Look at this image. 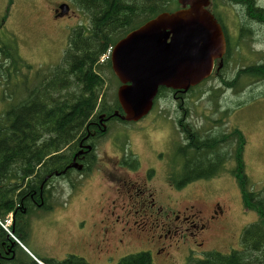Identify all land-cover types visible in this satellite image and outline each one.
Listing matches in <instances>:
<instances>
[{"label":"rangeland","instance_id":"374dc122","mask_svg":"<svg viewBox=\"0 0 264 264\" xmlns=\"http://www.w3.org/2000/svg\"><path fill=\"white\" fill-rule=\"evenodd\" d=\"M253 2L255 8H264V0ZM61 3H69L70 10L64 13L60 7L56 9ZM137 3L141 8L143 1L137 0ZM214 3L224 18L229 41L232 38L230 43H236L231 56L227 61L224 58L221 69L217 70L216 64L208 79L185 93L186 103L181 104L182 100L175 98L173 92L163 90L155 100L153 109L141 120L112 121L107 133L97 143L91 169L81 171V168H77L66 178L57 176L52 179L48 185L51 201L60 204L57 210H62L64 202L69 201V208L55 216L62 220L60 224L55 225L56 229L51 226L40 230L41 250L46 249L47 252H54L53 255H61L68 248L65 231L69 237L70 233L75 231L73 221L77 222L81 217L85 218L87 228L95 223V230L104 228L102 222L107 225L111 222L109 219L103 220L105 215L101 214L111 209L112 200L117 196L114 190L119 183L116 179L122 178L126 172L133 176L131 171L115 168L114 159L121 151L122 163L127 155L135 156L139 160V171L145 169L147 164L153 163L156 178L148 184L157 190L156 199L166 210L170 205L175 211L190 205L194 215H198L201 221L207 223L214 202H219L221 207L226 208V215H223L225 219H221L220 227H217L215 222L211 223L212 228H215L212 235L208 229L201 231L202 223L198 218L191 220L197 224L199 230L187 223L184 225L188 227L187 230L185 228L183 232H177L174 229H166L165 234L166 230L162 225L148 223L142 219L141 211L137 214L134 212L131 221L134 226L129 225L132 228L129 233L132 235L134 248H139L144 243L141 249L151 252L154 264H192L193 260L205 256L207 251L229 253L231 248H240L244 229L259 217L255 211L244 206L241 186L225 164V172L211 179L195 180L179 190L174 189L168 179L172 170L179 174L182 169L181 159L180 164L175 165L180 150L185 146L182 132L192 134L193 126L196 129H193V133L199 132L203 136L208 135L205 131H211L209 134L221 132L214 130V126L220 123H214V120L219 121L218 118L222 116L226 120L222 122L224 129L228 128V124L235 125L246 136L244 154L250 178L249 190L261 191L264 197V80L243 75L239 78V85L235 90L228 88L224 82L233 80L237 72L244 67L264 64V25L248 16L247 10H250V7L241 1L213 0L211 10L216 12ZM216 17L219 18L217 13ZM142 20L143 15L138 11L136 22ZM91 26V15L74 0H0V35L15 39L25 65L22 72L31 74L33 78L38 71L49 72L63 63L66 50L76 32L81 27L88 30ZM109 51L110 49L101 56L98 65H103L99 68V73L104 79L100 95L112 105L121 82L112 67L108 68ZM7 86L12 90L17 88V83L12 80L7 85L2 81L0 91L3 90V96L9 98ZM215 92L218 94L216 98ZM4 102V98H0L1 112L6 106ZM188 124L191 126L188 127ZM190 137L193 138V134ZM117 147L128 150H116ZM63 150H69V146ZM155 156L159 157L158 161ZM137 159L135 161L131 158V163L136 164ZM229 162L234 164L232 159ZM18 190L19 188L16 192ZM123 190L126 191L127 188L123 187ZM145 207L148 208L149 204ZM8 214L10 213L3 214L5 218L2 219H6L4 224L0 221L7 232L11 217ZM117 223L119 227L124 226L128 230L123 222ZM62 231L63 234L60 233ZM110 231L113 232L114 238L121 235L119 229ZM90 232L92 230H88L87 234ZM160 235L162 237L159 239ZM162 246L166 248L158 254Z\"/></svg>","mask_w":264,"mask_h":264},{"label":"trees","instance_id":"16d2710c","mask_svg":"<svg viewBox=\"0 0 264 264\" xmlns=\"http://www.w3.org/2000/svg\"><path fill=\"white\" fill-rule=\"evenodd\" d=\"M74 1L91 15L92 26L88 30L81 27L76 32L66 50L63 63L52 71H38L34 78L29 73L23 74L25 65L15 39L0 35V85L2 81L7 85L12 80L17 83V88L12 90L7 86L9 98L3 96V90L0 91V98H4L6 105L2 112L0 110V203L7 205L0 207V213L12 211V195L17 193L18 188L21 189V198L26 195L29 197L33 194V189L40 193L41 185L48 195L47 185L50 182H45V179L55 172L62 174L75 151L63 150L64 147L72 148L73 142L86 136L92 128V122L98 121L101 114L110 117L117 110L123 114L117 96L114 97L113 104L109 105L105 97L100 95L104 87V79L99 73V68L103 65H98L101 56L131 30L163 12L175 11L180 7L178 0H142L141 8L137 0ZM234 1L247 2L252 17L264 19V9H255L253 0ZM214 6V13L219 15L218 19L227 34L224 18L215 3ZM138 11L143 15V20L136 22ZM117 36L119 37L115 38ZM230 41L225 61L231 56L236 44ZM107 65L111 69V62ZM243 75L264 80V64L244 67L233 80L224 82L228 88L235 90ZM217 96L215 92L214 97ZM115 118L117 117L110 119ZM192 134L193 138L179 152L182 169L179 174L172 172L171 179H180V187L195 180L211 179L225 172L227 168L224 164L227 166L232 159L234 164L230 163L232 167L228 170L241 186L244 206L255 211L259 217L244 229L240 248L229 253L207 251L205 256L193 260L192 264H264V197L261 191L249 190L250 178L244 154L246 136L240 129L234 130L230 136H203L199 132ZM233 138H237L236 150H224L223 146ZM212 146L215 150H212ZM197 148L200 150H196ZM0 221L4 224L5 219ZM0 228L5 231L1 223ZM119 264L153 262L149 253H139L130 255Z\"/></svg>","mask_w":264,"mask_h":264},{"label":"flooded vegetation","instance_id":"af4514ba","mask_svg":"<svg viewBox=\"0 0 264 264\" xmlns=\"http://www.w3.org/2000/svg\"><path fill=\"white\" fill-rule=\"evenodd\" d=\"M243 3L248 7L247 2L244 1ZM61 4H59L56 9L60 7ZM247 11L248 16L251 19H254L255 22L264 25V19L260 20L254 18L252 17L251 10ZM243 23H245V21H243ZM226 38L227 55L229 42L227 34ZM163 90H165V88ZM167 90L173 92L175 98H180L182 100L181 102L185 103V92L176 91L171 88H167ZM106 117V115L104 117L99 116L98 121L95 120L92 122V128H90L91 131L88 130L86 136L80 137L77 141L73 142L74 146L72 148L69 147V150L75 151L72 152V155L70 157V164H68L67 168L62 171L63 173H59L60 175H56L57 172H55L54 174L48 175V177L45 179V182H47V180H49L48 182H51L52 179L57 176L66 178L71 174L72 171L77 168H81V171L91 169L92 162L94 160V152L97 148V143L107 133L110 123L114 121L110 119L111 117H114L113 114L110 115V118ZM116 117L117 118H115V121H124L122 120V118L118 116ZM218 120L219 121L214 120V123L220 122L219 125L214 126V130L221 132H215L214 134H225L230 136V133H232L236 129H239L238 126H229V124L228 128L224 129L222 122L226 121L225 118L220 116ZM189 126H191V124H188V127ZM193 129L194 126L192 127V132ZM182 133H184L182 138L183 144H188L189 140L192 139V137H190V135L192 134H189L187 132ZM204 133L213 135L209 134L211 133V131H205ZM236 139L237 138H233L230 142H227L223 146V149L236 150ZM212 148V150H215L213 146ZM116 150L128 149L124 147H117ZM196 150L200 149L197 148ZM126 157L127 158H125V162L122 163L121 160L123 158V155L121 151L118 157H115L116 159H114L115 168L131 171L133 173V176L132 174L126 172L125 174H123L122 178L116 179V181L119 183V185L114 190L117 193V196L112 200L111 209L101 214L105 215L102 217L103 220L109 219L111 222L108 225L105 222H102L104 228L102 227L101 230H95V223H92L89 228H87L85 218L81 217L77 220V222L73 221L72 225L75 226V231L71 232L69 237L67 232L64 230L68 240L66 242L68 248L61 255L56 256L53 255L54 252H47L46 249H40V230L43 227L49 228L51 226L56 229L55 225L60 224L62 220L55 218V216H57L59 212H64L69 208V201L64 202V204L62 205V210H57L60 204L58 202L53 203L51 201L52 196L50 194H45L43 185H41L40 187V193H37V189H33V194L29 195V197L28 195H26L21 198L19 196L21 189H19L16 194H13V209L9 212L10 214H8V216H11L10 226L8 227L10 233L6 230L5 232L0 228V264H40V262L44 264H119L121 261L127 259L130 255L133 254L149 253L152 257V254L149 250L141 249L144 246V243L143 245H141V247L134 248L132 235H130L129 233V229H131L132 231V228L129 225L131 224L134 226V223H131L134 212L137 214L139 211H141L143 215L141 216L143 220L151 224L154 223L153 225L155 226H158L160 224L165 230L174 229V231L183 232L185 228L186 230L188 229L187 226H184L187 223H190L192 228L199 230L200 228H198L197 224L193 220H191V218H198L197 220L202 223L201 231L204 232L208 229L211 235L215 232V228H212L211 226L212 222H215V224H217V227H220L221 219H225L223 215H226V208L221 207L219 202H214L211 205V210L209 211L210 215L207 223L201 221L198 215H194L192 207L190 205L184 207V209L182 210H180L181 208H179L177 209V211H175L176 209L170 205L169 209L166 210L165 207L160 204V201H157L156 199L157 190L149 185L150 182L156 178L155 169L152 168L153 163L147 164L145 169L141 170L143 171L141 173V171H139V169H141V166L139 167V160L135 156L133 157L127 155ZM131 158L135 161L137 159V163L132 164ZM155 159L158 161L159 157L155 156ZM73 162L78 163L81 167L70 166ZM179 164L180 158L175 161V165ZM230 165V163L227 164L228 169ZM173 171L175 172V170H172V172ZM172 172L171 174H169L170 177L168 176L170 185L173 186L174 189L177 188L178 190L180 188H183L178 185V183H181L180 179H171ZM175 173L178 174L177 172ZM2 186L3 188H5V183H3ZM122 186L127 188V190H123ZM159 192L160 191L158 190V193ZM147 204H149L148 208L145 207V205ZM1 206L6 207L7 205L4 203H0V207ZM28 208L31 209L28 210ZM3 214L4 212L0 213V220H2V218H5ZM170 216H172V218ZM117 222H123L128 230H126L124 226L119 227ZM179 222H182V224H179ZM117 229H119L121 235H119L117 238H114V234L110 230ZM88 230H92V232L87 234ZM64 231L60 233L63 234ZM166 232L167 230L165 231V234ZM193 235L195 234L193 233ZM161 237L162 236L160 235L159 239ZM165 248L166 246H162V248L157 253L160 254L161 250H164ZM233 249L235 248H231L230 251H232ZM103 254L105 256H103ZM152 262L154 264L153 258Z\"/></svg>","mask_w":264,"mask_h":264},{"label":"water","instance_id":"95a60500","mask_svg":"<svg viewBox=\"0 0 264 264\" xmlns=\"http://www.w3.org/2000/svg\"><path fill=\"white\" fill-rule=\"evenodd\" d=\"M211 1L178 0V10L157 15L116 43L111 66L121 82L123 114L117 110L114 116L139 121L153 109L161 87L187 92L208 79L216 64L223 67L227 38ZM60 10L68 12L69 4Z\"/></svg>","mask_w":264,"mask_h":264}]
</instances>
